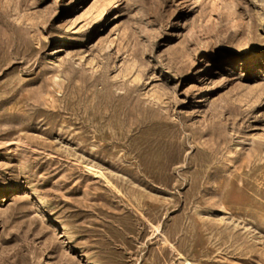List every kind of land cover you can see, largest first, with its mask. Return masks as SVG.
Listing matches in <instances>:
<instances>
[{
    "label": "rangeland",
    "instance_id": "obj_1",
    "mask_svg": "<svg viewBox=\"0 0 264 264\" xmlns=\"http://www.w3.org/2000/svg\"><path fill=\"white\" fill-rule=\"evenodd\" d=\"M0 264H264V0H0Z\"/></svg>",
    "mask_w": 264,
    "mask_h": 264
}]
</instances>
